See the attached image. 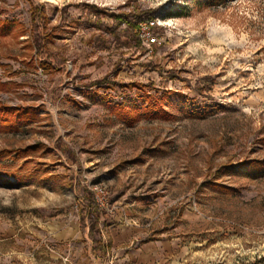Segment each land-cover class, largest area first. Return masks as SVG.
<instances>
[{
    "label": "rangeland",
    "instance_id": "374dc122",
    "mask_svg": "<svg viewBox=\"0 0 264 264\" xmlns=\"http://www.w3.org/2000/svg\"><path fill=\"white\" fill-rule=\"evenodd\" d=\"M134 8L150 46L109 17ZM0 19V105L33 109L0 126V264H76L85 238L52 235L77 227L113 264L88 204L131 183L174 264H264V0H0Z\"/></svg>",
    "mask_w": 264,
    "mask_h": 264
},
{
    "label": "crops",
    "instance_id": "0c3cea01",
    "mask_svg": "<svg viewBox=\"0 0 264 264\" xmlns=\"http://www.w3.org/2000/svg\"><path fill=\"white\" fill-rule=\"evenodd\" d=\"M134 184H128L129 188L126 186L123 191H113L112 186L110 199L115 206V210L110 214H101L98 219L99 237H101L102 243L105 246L107 245V249L109 248L113 252V264L180 263L178 262L180 258L174 254L175 248L178 247L177 238L158 236L152 239L146 238L148 229L145 224L138 221L141 217H137V215L141 214L142 211L140 210L142 209L137 206H139L140 202L146 200L147 196L135 192ZM79 232L78 227L69 228L58 231L56 234L53 233L52 236L56 240L63 238L64 234L69 236L79 235L85 238L81 245H77V251L73 253L77 259L76 264H101L105 257L101 254L93 255L91 253L92 241L87 233L88 227L86 233L80 234ZM84 244H87V249H83ZM68 247L67 244H63V249ZM62 258L67 261L65 264L73 263L64 256ZM175 260L177 261L175 262ZM180 260L184 261V259Z\"/></svg>",
    "mask_w": 264,
    "mask_h": 264
},
{
    "label": "trees",
    "instance_id": "16d2710c",
    "mask_svg": "<svg viewBox=\"0 0 264 264\" xmlns=\"http://www.w3.org/2000/svg\"><path fill=\"white\" fill-rule=\"evenodd\" d=\"M220 1L221 0H194L197 6H202L203 3H206V5H218L220 4ZM91 7L94 8L93 11L100 13L99 8L95 6H91ZM41 14L42 13L38 10V7L33 5L32 13H31L32 20L36 22L38 19L42 20V17L44 19L45 18L44 15L42 16ZM109 17L114 19L116 26H120V25L125 26V28H123V36H124L123 41L128 44L127 46H131V44H129L131 40H133L132 45L137 46L139 44L140 40L137 34V27L141 21H152V28L157 26L155 22L156 19H155L154 12L150 9L138 11L136 10V8H134V10L130 11L129 13H124V12L110 13ZM10 24H11L10 22L0 19V30H3L4 28L8 27ZM100 26L105 27L102 24H100ZM105 28L108 29V26ZM109 31L113 34V23H112V29H110ZM42 42L43 40L41 38L37 39L35 41L36 47L41 48L43 44ZM42 68H44V66ZM104 80L105 78H102L100 80H95L91 84H102ZM128 86H136V84L132 83V84H129ZM150 106H151V103H148L147 104L148 110H150L151 108ZM115 112L119 118H122L126 121L128 120L129 122H133L137 119L136 113L124 108L123 106H117ZM32 114H33L32 108H27V107L26 108H21V107L16 108L12 106L0 105V126L5 129H10L11 128V124H10L11 118L31 117ZM1 154L2 153H0V155ZM89 202H90L88 204L89 210L94 216V221L92 222V224L97 229L96 224L98 220V210L93 205L92 199H90ZM100 244H101L100 240H97L98 247L95 246L93 250H96V248L97 249L100 248L101 250H103L105 246L100 245Z\"/></svg>",
    "mask_w": 264,
    "mask_h": 264
},
{
    "label": "built area",
    "instance_id": "2783aa9c",
    "mask_svg": "<svg viewBox=\"0 0 264 264\" xmlns=\"http://www.w3.org/2000/svg\"><path fill=\"white\" fill-rule=\"evenodd\" d=\"M151 25L152 21H141L137 27V34L140 38V41L146 46H150L156 40V37L150 31ZM93 190L95 192L96 204L100 207H105L107 204L106 192H104L102 188L97 187L96 185L93 186Z\"/></svg>",
    "mask_w": 264,
    "mask_h": 264
},
{
    "label": "bare ground",
    "instance_id": "6f19581e",
    "mask_svg": "<svg viewBox=\"0 0 264 264\" xmlns=\"http://www.w3.org/2000/svg\"><path fill=\"white\" fill-rule=\"evenodd\" d=\"M48 1H54V0H48Z\"/></svg>",
    "mask_w": 264,
    "mask_h": 264
}]
</instances>
